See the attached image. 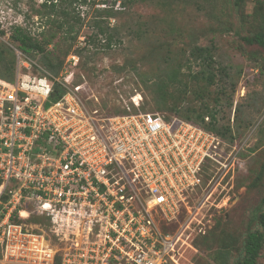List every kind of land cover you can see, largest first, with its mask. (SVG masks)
Masks as SVG:
<instances>
[{"label":"built area","instance_id":"1","mask_svg":"<svg viewBox=\"0 0 264 264\" xmlns=\"http://www.w3.org/2000/svg\"><path fill=\"white\" fill-rule=\"evenodd\" d=\"M72 76L0 80V264H179L189 224L163 227L234 171L224 142L162 113L87 110Z\"/></svg>","mask_w":264,"mask_h":264},{"label":"rangeland","instance_id":"2","mask_svg":"<svg viewBox=\"0 0 264 264\" xmlns=\"http://www.w3.org/2000/svg\"><path fill=\"white\" fill-rule=\"evenodd\" d=\"M42 2L0 0L1 71L6 74L9 65L14 78L18 69L34 77L44 71L58 77L67 68L73 76L66 87L81 86L75 94L82 105L105 116L128 108L161 112L166 121L170 113L197 123V114L207 116L224 142L220 160L233 162L234 171L224 169L197 215L183 213L163 228L176 232L189 224L183 239L191 247L179 250V264L241 262L247 232L263 230L264 50L238 36L264 32V0H136L125 7L117 0L58 3L49 20ZM61 8L71 30L59 27ZM96 20L111 37L109 48L103 37L94 38ZM17 27L51 43L42 52L24 54L11 40ZM197 48L209 50L210 70L193 60ZM70 54L76 65L66 62ZM46 58L60 65L56 73L45 66ZM258 263L264 264V245Z\"/></svg>","mask_w":264,"mask_h":264},{"label":"trees","instance_id":"3","mask_svg":"<svg viewBox=\"0 0 264 264\" xmlns=\"http://www.w3.org/2000/svg\"><path fill=\"white\" fill-rule=\"evenodd\" d=\"M43 0L42 2V7L47 11L45 16L49 20L51 13H55L58 3L61 4V6H72V5H86L88 1H94V0ZM120 2L123 7L126 5L130 4L131 2H134L136 0H117ZM61 14L64 17V21L62 24L59 25V27L66 25L68 30H71L73 25L69 24L67 21V16L68 13L66 12L65 8H61ZM107 17H110L111 13L108 11L106 12ZM94 27L97 29V32L95 33L96 36L94 38H97V36L103 37L102 39L105 40V47L109 48L111 46V37L108 34L107 29L105 30L101 24V22H94ZM2 33V32H0ZM240 40L245 42L248 45H257L258 47L262 48L264 50V32L263 31H258L254 33L252 36H238ZM94 38L92 37L91 40L94 41ZM11 40L17 43L18 49L23 52L24 54H28L30 52H42L44 50L45 46H48L51 43L50 39H46L43 42H39L38 40L32 39L30 36L27 34L23 33L20 28H15L14 32L11 36ZM209 50L206 48H197L195 51L192 53L193 60L195 62L199 61V65L206 68L207 70L211 69L212 66V59L211 56L209 55ZM2 61L3 57L0 51V68L2 67ZM43 63L45 66L53 73L57 72V69L60 65L54 63L51 58H46L43 60ZM5 73H3L0 69V80L6 81V82H13L14 80V69L13 66L5 65ZM207 80L212 82V77L208 76ZM55 91L53 92L50 100L55 101L57 97L62 94V89L59 87L58 89H54ZM123 112L122 114H124ZM155 113V112H154ZM161 113V112H159ZM119 114V115H122ZM169 120L173 118H178L180 120H184L186 122H189L197 127H200L208 132L214 133L218 136H220L217 131L214 129L212 122H207L206 118L207 116H204L202 114H197L196 118L199 119V123L193 122L191 120H185L179 118L177 115L174 113H170L167 115ZM221 137V136H220ZM264 203V198L262 200ZM259 222L262 227V231L259 230H250L247 232L246 239L243 245L242 249V256L243 259L241 262H238V264H259L258 259L260 257V252L263 248L264 245V215L261 214L259 216Z\"/></svg>","mask_w":264,"mask_h":264}]
</instances>
